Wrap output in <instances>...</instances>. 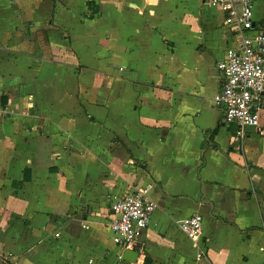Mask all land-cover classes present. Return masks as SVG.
Here are the masks:
<instances>
[{"label": "crops", "instance_id": "crops-1", "mask_svg": "<svg viewBox=\"0 0 264 264\" xmlns=\"http://www.w3.org/2000/svg\"><path fill=\"white\" fill-rule=\"evenodd\" d=\"M225 17L205 0H0V264H130L110 225L135 189L157 209L134 264H264V95L259 129L215 105L239 41Z\"/></svg>", "mask_w": 264, "mask_h": 264}, {"label": "built area", "instance_id": "built-area-1", "mask_svg": "<svg viewBox=\"0 0 264 264\" xmlns=\"http://www.w3.org/2000/svg\"><path fill=\"white\" fill-rule=\"evenodd\" d=\"M205 1L226 13L224 25L239 40L217 63L222 87L214 98L215 105L221 109L226 124L259 129L264 95V30L256 28L253 0ZM156 209L157 205L138 189L112 205L113 241L123 252L136 251ZM180 224L190 241L201 238V215Z\"/></svg>", "mask_w": 264, "mask_h": 264}, {"label": "water", "instance_id": "water-1", "mask_svg": "<svg viewBox=\"0 0 264 264\" xmlns=\"http://www.w3.org/2000/svg\"><path fill=\"white\" fill-rule=\"evenodd\" d=\"M139 254L136 251H124L123 260L129 263H135Z\"/></svg>", "mask_w": 264, "mask_h": 264}]
</instances>
